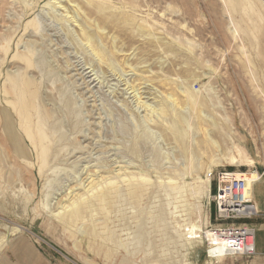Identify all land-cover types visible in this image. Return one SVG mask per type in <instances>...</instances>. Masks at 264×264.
Returning <instances> with one entry per match:
<instances>
[{"label":"rangeland","instance_id":"1","mask_svg":"<svg viewBox=\"0 0 264 264\" xmlns=\"http://www.w3.org/2000/svg\"><path fill=\"white\" fill-rule=\"evenodd\" d=\"M222 170L264 224V0H0V264H264L207 255Z\"/></svg>","mask_w":264,"mask_h":264},{"label":"built area","instance_id":"2","mask_svg":"<svg viewBox=\"0 0 264 264\" xmlns=\"http://www.w3.org/2000/svg\"><path fill=\"white\" fill-rule=\"evenodd\" d=\"M215 192L212 197L217 224L210 231L224 242L233 255L252 257L255 255L254 230L241 221L251 220L257 215L252 191L243 174L235 171L209 173Z\"/></svg>","mask_w":264,"mask_h":264},{"label":"bare ground","instance_id":"3","mask_svg":"<svg viewBox=\"0 0 264 264\" xmlns=\"http://www.w3.org/2000/svg\"><path fill=\"white\" fill-rule=\"evenodd\" d=\"M229 5V4H228ZM239 10V9H238ZM243 14V13H242ZM16 106L19 108V115L23 116L25 114L26 105L17 103ZM238 155H241V152L239 150L236 151ZM244 178L249 183V193L251 194V188L253 187V184L257 183L259 180L258 175L256 173L246 172L243 173ZM203 230L201 229L200 225H194L191 228V232L198 235ZM204 238L207 239L210 246L207 248V255L212 260H219L224 258L228 255H233L232 251L227 248V246L224 244L223 241H221L217 235H213L211 231H206L204 233ZM255 244V243H254Z\"/></svg>","mask_w":264,"mask_h":264},{"label":"crops","instance_id":"4","mask_svg":"<svg viewBox=\"0 0 264 264\" xmlns=\"http://www.w3.org/2000/svg\"><path fill=\"white\" fill-rule=\"evenodd\" d=\"M255 231V255L262 256L264 255V224L248 225Z\"/></svg>","mask_w":264,"mask_h":264}]
</instances>
